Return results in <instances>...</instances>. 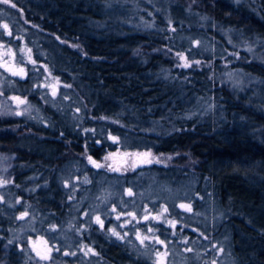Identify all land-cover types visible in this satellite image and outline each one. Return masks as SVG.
<instances>
[{
  "label": "trees",
  "instance_id": "1",
  "mask_svg": "<svg viewBox=\"0 0 264 264\" xmlns=\"http://www.w3.org/2000/svg\"><path fill=\"white\" fill-rule=\"evenodd\" d=\"M151 1L134 23L121 21L117 0L0 4V41L31 50L27 74L3 78L0 91L35 108L0 110V154L13 161L9 191L45 226L82 229L92 264H155L96 225L88 231L82 218L111 181L134 183L140 196L182 188L212 211L211 232L199 230L223 236L237 264H264V61L243 48L264 40V0ZM178 54L195 63L185 68ZM50 77L61 82L54 97L41 85ZM144 150L172 158L110 168L117 151ZM118 208L135 219L137 211ZM16 211H0V258L30 264L6 245Z\"/></svg>",
  "mask_w": 264,
  "mask_h": 264
},
{
  "label": "rangeland",
  "instance_id": "2",
  "mask_svg": "<svg viewBox=\"0 0 264 264\" xmlns=\"http://www.w3.org/2000/svg\"><path fill=\"white\" fill-rule=\"evenodd\" d=\"M145 1L152 2L151 0ZM117 2L114 7L121 14V21L133 23L140 21L137 12L144 8L143 0H117ZM197 41L195 40V42ZM243 48L254 58L264 61V40L258 38L246 40ZM236 53L238 54V52ZM181 55L186 59H181ZM29 57L31 58V52L28 49L21 46L17 49L0 41V82L3 78H10L14 75L24 77L27 74V66L23 61ZM179 59L183 66L186 63L190 66L195 63V61L188 59L185 54H180ZM190 66L184 67L189 68ZM21 69H23L22 72ZM234 78L240 84L247 81V76L242 71H234ZM60 83L57 77H50L46 78L41 85L46 89L49 96L54 97L59 94ZM21 101L24 102L25 100L20 99L11 102L0 91V110L5 114L14 116L22 114L21 109L18 110L17 108ZM24 103L25 105L22 107L24 111H35L31 103ZM171 158L172 156L169 154H152L145 150L127 153L117 151L111 157L110 168L113 171H127L146 163H167ZM12 163L11 158L5 159V156L0 154V211L9 215L16 211L21 201L20 197L10 193V186L3 183L8 181L7 177L12 172L10 170ZM69 174L68 170L67 176ZM132 185L135 184L130 182L129 186L119 188L118 182L111 181L106 188L104 187L105 191L102 194L100 192L98 197H94L89 202L90 206L84 213L86 217L82 218L86 222L89 221L88 231L96 225L98 231H107L109 236L118 239V241L131 243L140 255L150 259L155 264H213V262L215 264H237L230 250L226 248L228 244L223 236L222 238L218 236L210 238L207 233L201 231L202 229H198L204 228V231L211 232V227L214 226V217L208 207H203V205L198 207L197 195L187 193L182 188H169L163 185L151 187L150 183V186L148 185L151 187L149 188L150 191L148 189L147 192L141 194L144 198ZM70 187H73V184ZM157 191L162 195L160 199L156 198ZM130 192L131 194H129ZM120 203L128 209L138 212L135 213V219L126 217L121 209H117ZM181 204L190 205L191 211L179 207ZM154 205L155 211L151 212ZM165 208L168 210L167 212L163 211ZM18 209L19 212H15V223L17 224L9 231L11 235L6 245L10 247L15 243L19 252L26 255L25 262L30 264H92L91 256L93 253L91 254L92 250L84 244L81 237L83 235L82 229L75 230L70 224L63 227L45 226L44 220L36 223L33 221L36 219L34 217L37 215L40 217L41 214L32 209L29 203ZM29 210H34L32 218L25 215ZM201 211L204 213L199 216ZM121 214L126 218L122 217ZM87 216L91 217L90 220ZM118 216L119 219H117ZM96 217L103 221V226L96 222ZM222 219V216L220 220L218 218L216 225ZM169 221H174L175 226L173 227ZM147 223L149 225L152 223L149 228L146 227ZM113 230L119 233V237L113 235ZM145 236L149 239L144 240L142 244L141 239ZM156 237L164 241L167 247L155 243ZM185 240L187 243H184ZM188 248H191L192 251H187ZM221 249L222 251H220ZM41 256H47L48 259H41ZM0 264L16 263L0 258Z\"/></svg>",
  "mask_w": 264,
  "mask_h": 264
},
{
  "label": "snow or ice",
  "instance_id": "3",
  "mask_svg": "<svg viewBox=\"0 0 264 264\" xmlns=\"http://www.w3.org/2000/svg\"><path fill=\"white\" fill-rule=\"evenodd\" d=\"M0 4H8V5H10V7H12V8H15V7H16V4L11 3V0H0ZM3 28L8 29V25H7V24H4V25H3ZM8 34L11 35V34H12L11 31H9ZM29 51H31V50L29 49ZM178 55H180V54H178ZM181 59H186V58L183 57V56L181 55ZM197 63H198V62H197ZM184 66H185V67H188V66H190V65L186 63ZM22 71H23V69H21V72H22ZM14 74H16V73H14ZM53 94H55V93H53ZM16 99H18V98H16ZM21 103H23V101H21ZM113 140L115 141L116 138L113 137ZM105 159H107V157H106ZM89 160L91 161V158H90V157H89ZM91 162H92L93 164L96 163L95 161H91ZM96 166H97V167H101V165H99V164H96ZM3 183H8V181H4ZM129 194H131V192H130ZM179 207H181V208H183V209H185V210H187V211H191V206H190V205L181 204ZM163 211H164V212H167L168 210L165 208ZM25 215H27V213H25ZM22 218H23V217H22ZM117 219H119V216L117 217ZM96 222H97V223H100L101 226H103V221H101L99 217H96ZM169 223H171L173 227L175 226V222H174V221H169ZM149 231H151V229H149ZM113 235H116V236L119 237V233L116 232L115 230H113ZM201 235H203V234H201ZM120 238H122V237H120ZM138 238H139V237H138ZM147 239H149V237L145 236L143 239H141V243L143 244V243H144V240H147ZM155 243H158V244L164 245L165 248L167 247V246L165 245V242L162 241V240H159L158 237L155 238ZM184 243H187V240H185ZM186 250H187V251H192L191 248H188V249H186ZM220 251H222V249H221ZM158 255H159V253H158ZM41 259H48V257H47V256H41ZM213 264H215V262H213Z\"/></svg>",
  "mask_w": 264,
  "mask_h": 264
},
{
  "label": "flooded vegetation",
  "instance_id": "4",
  "mask_svg": "<svg viewBox=\"0 0 264 264\" xmlns=\"http://www.w3.org/2000/svg\"><path fill=\"white\" fill-rule=\"evenodd\" d=\"M96 164H98V163H96ZM96 164H94V166L96 167V169H97V168H100V167H97ZM105 164H106V163H105ZM99 165H103V164H102V163H99ZM116 171H117V170H116ZM8 176H9V177H7L8 179L11 178V177H10L11 175H8ZM33 221L36 222V223H38V221H37L36 219L33 220ZM105 223H106V222H105ZM106 224H107V223H106ZM105 263H106V259H105ZM106 264H107V263H106Z\"/></svg>",
  "mask_w": 264,
  "mask_h": 264
},
{
  "label": "water",
  "instance_id": "5",
  "mask_svg": "<svg viewBox=\"0 0 264 264\" xmlns=\"http://www.w3.org/2000/svg\"><path fill=\"white\" fill-rule=\"evenodd\" d=\"M124 156V155H123ZM125 157V156H124Z\"/></svg>",
  "mask_w": 264,
  "mask_h": 264
}]
</instances>
